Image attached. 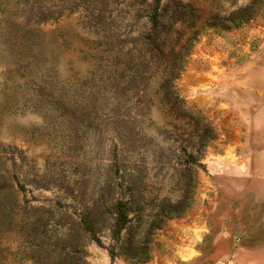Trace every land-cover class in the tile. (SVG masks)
Segmentation results:
<instances>
[{
    "label": "rangeland",
    "instance_id": "rangeland-1",
    "mask_svg": "<svg viewBox=\"0 0 264 264\" xmlns=\"http://www.w3.org/2000/svg\"><path fill=\"white\" fill-rule=\"evenodd\" d=\"M251 1H158L161 23L181 22L165 50L182 60L173 118L158 73H136L125 107L113 94L132 74L116 50L138 54L156 2L0 0V185L18 190L0 264H71L75 243L83 264H264V0L227 25ZM131 196L143 261L107 250Z\"/></svg>",
    "mask_w": 264,
    "mask_h": 264
},
{
    "label": "trees",
    "instance_id": "trees-1",
    "mask_svg": "<svg viewBox=\"0 0 264 264\" xmlns=\"http://www.w3.org/2000/svg\"><path fill=\"white\" fill-rule=\"evenodd\" d=\"M138 2H143L145 0H135ZM154 6L148 16L149 27L146 32H142L139 37L136 39L140 48L137 49L138 54L135 55L133 50L134 47L128 48L126 51L123 49H117L116 54L118 57L122 59L119 60V63L125 65L127 70H132V74H130L129 80L123 79L122 82L116 81L115 91L113 94L117 97V105L121 107H125L129 99H123L126 95L127 98V90L129 88H134L137 86V72L148 73L146 76L149 79V76L158 73L160 78L157 86L154 89V95L157 97L158 102L164 105L168 112L171 114L173 118H178L180 116V112L183 110V99L178 96L175 91L173 79L180 72L182 67V60L180 56V50L173 51V47L170 48V51H165L168 47L167 38L173 34L177 33V22L175 20H171L168 23H161V9L159 7L158 1L153 0ZM261 0H252L249 5L244 8L238 9L237 11L231 13L228 18L227 25H237L241 21L249 18L255 6L260 3ZM181 10L186 9V5L180 6ZM179 8H176L175 11L178 13ZM225 25V24H221ZM109 49V46H108ZM125 72V71H124ZM123 72V73H124ZM125 74V73H124ZM123 77H125V75ZM129 76V75H128ZM106 83V82H105ZM105 83H103L102 88L105 87ZM121 85V90L118 92L116 88L118 85ZM126 84L125 87H123ZM152 98H148L144 102V109L149 111V107L152 105ZM142 107V109H143ZM188 159L184 161L186 166L185 170L190 171L193 169L191 163H194L193 157L190 153L187 156ZM20 189L21 186H18ZM128 190L131 188L128 187ZM187 189V188H186ZM17 188H13L7 179L3 180V185H0V211L5 212V214L12 213L18 208V200H17ZM114 206L116 209V226L113 231V240L114 244L109 246L107 249L110 256H115L116 254H123L129 257L132 261H143L148 258V245L145 242H141V238L139 236L140 228L142 224V215L140 213L141 206L134 201V198L122 200H116L114 202ZM175 206L170 207L167 210L163 208L158 211L162 215L167 212H172ZM135 208L137 212H139V222L132 226L131 217H128V213ZM134 211V210H133ZM128 223L127 231H129L127 237L122 239L120 236V232L122 228H124ZM153 224L150 229L154 226ZM83 230L91 233L92 239L99 245V239L94 235V230L91 226H87L83 224ZM71 253L69 254V259L71 264H83V260L79 257V249L77 244H72Z\"/></svg>",
    "mask_w": 264,
    "mask_h": 264
}]
</instances>
